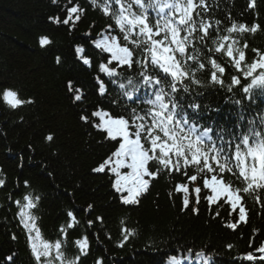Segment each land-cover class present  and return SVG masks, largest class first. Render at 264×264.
Masks as SVG:
<instances>
[{
	"label": "trees",
	"instance_id": "trees-1",
	"mask_svg": "<svg viewBox=\"0 0 264 264\" xmlns=\"http://www.w3.org/2000/svg\"><path fill=\"white\" fill-rule=\"evenodd\" d=\"M128 2L130 10L126 0H120L119 7L115 0H57L55 4L52 0H0V94L14 90L25 101L12 108L0 95V264H37L30 244L37 231L45 243L61 242L66 261L76 264H264V190L257 191L259 197L238 193L241 203L235 210L225 199L212 206L205 199L210 191L203 188L204 179L216 175L233 189H242L238 175L197 167L169 172L150 162L157 174L150 178L149 191L138 204L125 206L113 188L114 174L93 171L119 147V138L113 141L105 130L94 127L101 121L92 113L129 120V109L116 99V86L128 78L137 81L135 72L141 69L145 35L129 33V40L124 41L125 33L114 29L113 13L119 14L121 5L128 16L144 17L136 3ZM71 7L77 13L64 25ZM198 14L201 20L211 21L205 35L196 31L192 44L194 59L183 89L194 106L191 111L201 110L203 116L209 115L208 121L227 124V129L242 115L259 122L264 88L254 95V105L239 96L241 85L232 79L242 72L226 52L232 45L237 60L244 52L239 63L242 70L264 59V0H209ZM233 24L237 30L230 33L227 29ZM240 24L248 30L241 32ZM101 34L115 35L117 43L133 46L139 61L117 70L114 97L112 87L106 85L111 79L99 73L101 56L91 43ZM225 35L227 41L222 39ZM41 38L50 43L42 46ZM77 46L85 48L91 67L77 59ZM213 60L223 71L212 67ZM213 74L219 77L216 81ZM98 75L106 85L104 95L99 94ZM69 81L73 82L71 92ZM76 95L81 96L79 103ZM82 115L88 116V122L81 120ZM49 135L51 141L46 139ZM193 175L196 181L189 179ZM177 184L188 186L190 207L197 212L183 210L184 193H177ZM197 187L201 188L199 203ZM29 203L34 207H27ZM241 206L245 208L243 221L239 219ZM21 212L25 219L33 218L31 233L22 225ZM83 240L87 241L86 254L76 243ZM249 255L251 260L246 258ZM41 264H46L45 258ZM53 264L60 262L53 260Z\"/></svg>",
	"mask_w": 264,
	"mask_h": 264
},
{
	"label": "snow or ice",
	"instance_id": "snow-or-ice-1",
	"mask_svg": "<svg viewBox=\"0 0 264 264\" xmlns=\"http://www.w3.org/2000/svg\"><path fill=\"white\" fill-rule=\"evenodd\" d=\"M55 4L57 0H52ZM117 4H120V0H115ZM95 3V0H93ZM135 3L138 4L142 10L145 12L147 8L153 7V4L149 2L147 5L141 3V0H135ZM164 7L169 8H180L179 4H165L160 6V11L162 12ZM252 7V5H250ZM192 11V0H188V5L184 8L180 15L181 19L179 22L173 26L172 23L165 21L164 30H165V40L168 39V33L171 34V40L168 41V44L174 45V47H169L167 44H163V42L151 39L153 35V28L149 26L148 18L142 17L140 15L131 14L132 18H129L128 15L124 14L123 5H121V11L119 14L113 13L116 16V24L120 26V30L125 33L124 41L129 40V33L139 26V33L143 34L151 39L150 44V60L143 65V67H147L148 64L152 66H158L162 69L164 74H170L173 78V87L172 91H176L175 81L177 78H182L185 75V71H181V68H184L185 65L178 63L176 55L184 56L186 52L185 43L188 41V37H185L184 40L179 39L180 25H187L190 22V18L188 13ZM107 14V9H105ZM69 18L63 20L64 25H68L70 22L71 14L77 13L76 7H71L68 9ZM50 21L53 20L52 17H49ZM59 23V20H56ZM125 23L129 25V28L125 30ZM219 23V22H217ZM111 27V26H110ZM157 34L161 29L160 22L157 21L156 24ZM207 25H202L204 30H207ZM237 30V26L233 24L231 27L227 29L228 32H234ZM239 30L241 32L247 31L248 29L244 24L239 25ZM191 32V29H188ZM251 31H256V26L251 28ZM89 35L90 34H86ZM102 38L93 39L91 41L94 50H96V54L101 56V63L99 64V73L107 76L111 79L112 83L116 82L115 78L118 76V69L122 67H131L135 63H139V61L134 58V50L129 46L123 43H117V37L115 35H103ZM224 41H227L229 37L227 35L222 38ZM39 43L43 45H47L50 43L49 39L41 38ZM135 43V41H133ZM223 45H221L222 47ZM220 49L217 48L216 51ZM75 52L77 54V59L81 60L82 63L86 66L91 67L90 59L84 56L85 48L83 46H77L75 48ZM234 52L233 46L228 45L227 54L228 56H232ZM188 59H194V57H188ZM244 59V52H240V60ZM106 61V63H105ZM57 63H60V57H57ZM239 61H237V65H239ZM205 67L201 64V68ZM212 67L219 69V65L212 61ZM251 68H255L256 65L250 66ZM259 67L264 68V59L261 60ZM223 71V69H219ZM248 74V73H246ZM144 79L148 81H152L155 84L159 83V80L153 81L151 77L148 75H144ZM213 81H216V77H212ZM260 79L264 80V76ZM257 81H253L256 83ZM96 83L98 85L99 94L104 95L106 93V85L103 79L98 75L96 77ZM128 85H133L134 82L129 80ZM233 83H239L235 78L233 79ZM68 88L71 92L73 90V82H68ZM125 88L123 84L122 89ZM124 94L126 96L131 95V92L125 90ZM162 94H158L155 96V100L152 102L153 104L159 105V111L155 112L151 119L153 121L152 127L159 128L160 131L164 133L169 140L172 141L171 146L167 142L158 143L160 140L159 136H155L152 134V128L148 129L149 135L144 137L145 140H148L151 144V149H148L144 146L141 140V133L143 131V125L136 126L134 132L130 131V125L127 120L123 118L105 119L107 113L101 114V112H93V116H99L101 123L99 125H93L98 129L105 130L107 133V137L111 140L115 141L117 138H120L119 147L116 148L114 152H112L111 156L103 161V163L95 168L93 171L97 173H103L106 171H110L115 176V181L113 184V188L120 195L121 203L125 206L128 205H136L139 203V198L149 191L150 189V178L156 177V172L152 170L151 163L152 161L157 159V149H159V163L163 165L165 168H168L170 165V160L168 159L169 154H174L176 157H185L184 163L187 165L189 160L186 158L187 154H191V162L199 163L200 158H203L204 167L208 169L209 172H212L213 169L209 165V156L206 152L203 151V144L195 139H192V135L189 133H185L184 130L180 127V122L174 119L173 115L165 114L162 116V113L165 109L168 108V105L163 103ZM2 98L5 102H7L12 108H16L18 105L23 104L25 101L18 98V93L14 90L5 89L2 94ZM75 101L79 103L81 101V96L76 95ZM31 102V101H29ZM174 109V105H173ZM81 120L84 122H88V116L82 115ZM173 123L175 126H173ZM179 133V135L177 134ZM185 137L187 138V143H185ZM47 140L51 141L53 137L49 135ZM179 141V143H177ZM243 145L247 146L249 141L245 140L242 142ZM236 162L239 168V175L236 179L242 178L245 182L246 186L242 189L236 188L233 189L230 183H226L223 179H218L216 175H213L211 179L203 180V188L205 190H209L210 194L205 197L206 201L210 206L219 203L222 199H225L228 204L231 205L233 210L237 209V206L241 203V195L238 194L241 191L243 193H257V197H259V193L257 190L264 189V141H261L258 147L248 148L247 156L252 158L251 166L245 165V160L247 156L242 158L239 145L236 147ZM114 158V159H113ZM212 160H217V156H211ZM111 165L110 169H106V166ZM127 169V171H122ZM176 170L179 171V165H176ZM225 171L224 165H220V172L223 173ZM231 171V169H228ZM191 181H196L197 177L195 175L189 177ZM3 182L0 181V184ZM27 183V182H25ZM177 193H184L183 196V210H191L192 212H197L198 209L191 208L189 202V188L185 184H177L176 185ZM197 194V203H199V194L201 193V188L197 187L194 189ZM127 193V195H123V193ZM28 199V197H25ZM27 207H34L32 203H29ZM239 219L243 221L245 219V208L239 207ZM25 213H20L21 221L24 224L26 229H29V232L35 228V225L32 224V228H29V224L32 222L33 218L28 217L25 219ZM68 215L73 217V213L69 212ZM74 219V217H73ZM101 219V218H98ZM91 223V222H89ZM71 227V225H70ZM229 227H235L234 225H229ZM128 239L127 234L125 235V240ZM79 245V248L82 253L86 254L87 241H76ZM31 244V253L35 257L37 264H41L42 258H45L46 264H53V260L59 261L60 264H76L75 260L66 261V257L63 255L61 251V242H56L54 245L45 243L40 240L39 232L37 231L36 237L34 239L30 238ZM53 250H55V255L53 257ZM264 251V250H262ZM248 260L252 259V256L249 255L246 257ZM8 261H12L13 257H7ZM97 264H100L97 261ZM207 264V261L204 262Z\"/></svg>",
	"mask_w": 264,
	"mask_h": 264
},
{
	"label": "bare ground",
	"instance_id": "bare-ground-1",
	"mask_svg": "<svg viewBox=\"0 0 264 264\" xmlns=\"http://www.w3.org/2000/svg\"><path fill=\"white\" fill-rule=\"evenodd\" d=\"M126 2H127V4L130 6V4H129V2H128V0H126ZM131 2H134L135 3V0H131ZM149 2H151L152 4H153V7H151V8H147V11L146 12H148V14H149V18H150V27H152L153 28V35H152V37H151V39H156V40H161L162 38H164L165 37V30H164V28L162 27V23L163 22H165L166 20L163 18V13H164V11H160V4H162V2H161V0H147V2H145V1H141V3H143L144 5H147ZM160 3V4H159ZM130 9H132V7L130 6V8L128 9V10H130ZM144 11V10H143ZM133 14V13H132ZM136 15H139L138 13H136ZM129 18H132L131 16H129ZM165 20V21H164ZM157 21H159L160 22V25H161V29H160V31H159V33L157 34V31H156V24H157ZM181 26V25H180ZM129 28V25L127 26V29ZM135 32H139V26H137L135 29H133L130 33H135ZM170 33V32H169ZM168 33V34H169ZM167 34V35H168ZM178 54V53H177ZM104 77H107V76H104ZM103 77V78H104ZM109 81V83H107L106 85L108 86V87H112V88H109V90L111 91V93L113 94V92H114V89L113 88H115V86H116V82H114V83H112V81L111 80H108ZM137 98H140V100H141V93L140 92H137ZM115 95L113 94L112 95V97H114ZM138 96H140V97H138ZM212 123H214V122H212ZM22 225H24L23 223H22ZM53 251H55V250H53ZM196 263H198V262H196ZM163 264H171V263H167V261H166V263H163Z\"/></svg>",
	"mask_w": 264,
	"mask_h": 264
},
{
	"label": "rangeland",
	"instance_id": "rangeland-1",
	"mask_svg": "<svg viewBox=\"0 0 264 264\" xmlns=\"http://www.w3.org/2000/svg\"><path fill=\"white\" fill-rule=\"evenodd\" d=\"M123 195H127V193H124ZM36 235H31V239H34Z\"/></svg>",
	"mask_w": 264,
	"mask_h": 264
}]
</instances>
